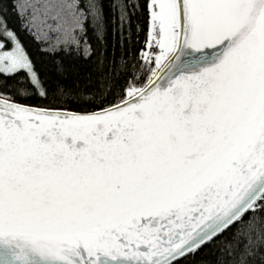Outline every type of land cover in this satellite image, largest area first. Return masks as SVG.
I'll return each instance as SVG.
<instances>
[{
	"label": "snow or ice",
	"instance_id": "1",
	"mask_svg": "<svg viewBox=\"0 0 264 264\" xmlns=\"http://www.w3.org/2000/svg\"><path fill=\"white\" fill-rule=\"evenodd\" d=\"M0 264H264V0H0Z\"/></svg>",
	"mask_w": 264,
	"mask_h": 264
},
{
	"label": "trees",
	"instance_id": "2",
	"mask_svg": "<svg viewBox=\"0 0 264 264\" xmlns=\"http://www.w3.org/2000/svg\"><path fill=\"white\" fill-rule=\"evenodd\" d=\"M3 2L8 3L9 8L11 6V0H3ZM108 46L109 52L115 51L116 54H119V49L115 48V39L112 35V14L108 13ZM8 24L9 26L14 29L18 35L22 43L24 44L27 52L31 55L32 59L35 61L37 67L47 76L55 78V73L52 71L54 64H53V57L46 55L43 51H41V45L33 38L32 35L27 33L26 31L22 30L20 20L14 13H9L8 15ZM197 259H206L209 262L212 261L213 257L210 255L209 250H205V252L201 253L200 257Z\"/></svg>",
	"mask_w": 264,
	"mask_h": 264
}]
</instances>
